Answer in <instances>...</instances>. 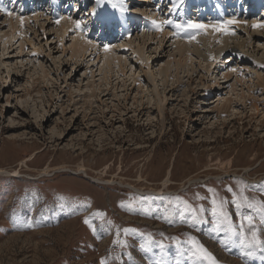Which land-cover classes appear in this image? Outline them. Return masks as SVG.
<instances>
[{"label": "rangeland", "instance_id": "374dc122", "mask_svg": "<svg viewBox=\"0 0 264 264\" xmlns=\"http://www.w3.org/2000/svg\"><path fill=\"white\" fill-rule=\"evenodd\" d=\"M0 6V264H264V0Z\"/></svg>", "mask_w": 264, "mask_h": 264}, {"label": "snow or ice", "instance_id": "6c2138e0", "mask_svg": "<svg viewBox=\"0 0 264 264\" xmlns=\"http://www.w3.org/2000/svg\"><path fill=\"white\" fill-rule=\"evenodd\" d=\"M180 3H183V0H180ZM174 5H175V0H174ZM115 7V5L113 6ZM0 12H5L6 15L11 16L12 12L8 11L6 8L0 6ZM57 23H59V20H57ZM75 26L77 29L81 28V23L79 21H74ZM152 23L156 26V30L157 31H163V26L164 25H172L174 28L177 29V32L175 33V35L179 38L180 36V31L183 29H194L197 32V35L200 34V32H207L208 29H211L214 32L217 33H223L225 35H233L234 33L231 32L229 30V26L230 25H238L241 23V21H239L236 18H232V19H227L221 22H217V23H209V24H204V23H196V22H192L189 21L186 25L185 24H180V23H176L172 20H163L160 22L157 21H152ZM253 28H261L264 29V23H256L252 25ZM187 41L189 43L193 42L196 40V35H192V36H188ZM110 50L108 45H104V51L108 52ZM232 71H235V69H233ZM215 203V201H214ZM85 223L87 224L88 221L85 220ZM252 238H253V242L257 245L260 246L262 250H264V241H262L259 237L257 232L253 231L252 232ZM202 253H204L205 256H207L209 259L212 260V264H216V261L214 259H212L211 255L209 253H207V251L201 247L199 249Z\"/></svg>", "mask_w": 264, "mask_h": 264}, {"label": "bare ground", "instance_id": "6f19581e", "mask_svg": "<svg viewBox=\"0 0 264 264\" xmlns=\"http://www.w3.org/2000/svg\"><path fill=\"white\" fill-rule=\"evenodd\" d=\"M172 5V4H171ZM115 8H117V7H115ZM200 9H198L197 11H199ZM167 18V17H166ZM169 19V18H168ZM69 21V20H68ZM215 21V20H214ZM185 22V21H184ZM63 23V22H62ZM62 25V24H61ZM63 26V25H62ZM234 26H236V25H234ZM237 26H239V24L237 25ZM241 29V28H240ZM244 29V28H243ZM260 29V28H259ZM245 30V29H244ZM193 31V30H192ZM157 32H159V31H157ZM161 32V31H160ZM182 32V31H181ZM194 32V31H193ZM165 33V32H164ZM166 33H168V32H166ZM202 33V32H201ZM234 33V32H233ZM184 34V33H183ZM209 34V29L207 30V35ZM213 33H211V34H209L208 35V38H204L203 40H202V42L206 45V43H207V45L209 46L210 45V47H211V42H212V38H213V35H212ZM215 34V33H214ZM168 35V34H167ZM166 35V36H167ZM186 35V34H185ZM243 35H246V37H247V43L248 44H250V42H251V37L252 36H257L258 34H254V33H249L247 30L246 31H243ZM220 36V35H219ZM199 37V36H198ZM222 38V37H221ZM231 37L229 36V35H225V38H223V40H222V43H223V46H222V49L225 47V48H228V45L230 44V43H228V41H229V39H230ZM197 41H199V38L197 39ZM201 41V40H200ZM194 42H196V40L194 41ZM193 42V43H194ZM180 43V41L176 44V47H175V49L177 50V52H178V54L180 55V56H182V54H187L188 52H189V48H188V51H186V48H187V46L188 45H185V44H179ZM185 43H187V42H185ZM193 43L191 44V46H193ZM209 43V44H208ZM195 45H197V44H199V43H194ZM124 45V44H123ZM202 45V44H201ZM87 47V46H86ZM90 47V46H89ZM190 47V46H189ZM194 47V46H193ZM198 47H199V45H198ZM207 47V46H206ZM230 47L231 46H229V49H230ZM232 47H234V49L232 50L234 53L235 52H240V53H242L243 51V49H244V42H240V43H237V45H232ZM196 48V49H195ZM195 48H193L195 51H196V53L200 56V57H202V58H204V59H209V57H208V55H210L208 52H209V50H208V52H206V53H208V55H206V56H201V50L199 49H197V47H195ZM203 49H204V46H203ZM206 49H208V48H206ZM112 50V49H111ZM194 50H192V51H194ZM211 50V49H210ZM228 50V49H227ZM194 51V52H195ZM110 52H112V51H110ZM211 52V51H210ZM213 52V51H212ZM211 52V53H212ZM247 52V51H246ZM191 53V52H190ZM244 53V52H243ZM202 54H203V52H202ZM249 54V53H248ZM106 55V54H105ZM109 55H111V54H109ZM204 55V54H203ZM106 56H108V55H106ZM213 57H214V54L212 55ZM216 56H219V55H216ZM216 56L213 58V59H215L216 58ZM113 58V57H112ZM254 59L256 60V56L254 57ZM104 60V59H103ZM112 59H109V61L108 62H110ZM210 60H212V59H210ZM257 62H258V60H257ZM262 62V61H261ZM105 63V62H104ZM254 63V62H253ZM107 64V63H106ZM103 65H105V64H103ZM107 65H109V64H107ZM109 67V66H108ZM224 75V74H223ZM259 76H260V74H259ZM258 76V77H259ZM259 78H261V77H259ZM263 79H261V80H259V81H261V84H263V81H262ZM258 81V82H259ZM259 84V83H258ZM261 87H263V86H261ZM264 90V89H263ZM242 90H241V94H242ZM240 94V93H239ZM240 96V95H239ZM243 96V95H242ZM244 97V96H243ZM239 99H240V97H239ZM223 100V99H222ZM228 102H229V100L228 99H224V102L221 104V105H218V108L217 109H219V110H221V108L222 107H228ZM221 103V102H220ZM254 105V104H253ZM253 107V109L254 110H256L257 109V107L254 105V106H252ZM233 108V107H232ZM232 111V113L231 114H236V113H239V111H238V109H235L234 110V108L231 110ZM253 111V110H252ZM242 114V113H241ZM238 115V114H237ZM243 115V114H242ZM226 164H230V160H227L226 161ZM46 169H47V167H45L44 168V171H46ZM170 173H171V171L170 170H168L167 171V176L165 177V179L162 181V185L163 186H166L167 184H168V181L170 180ZM256 263H258V264H261L260 263V260L259 261H257Z\"/></svg>", "mask_w": 264, "mask_h": 264}]
</instances>
